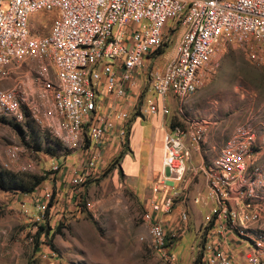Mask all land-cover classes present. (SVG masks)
<instances>
[{
	"label": "built area",
	"instance_id": "1",
	"mask_svg": "<svg viewBox=\"0 0 264 264\" xmlns=\"http://www.w3.org/2000/svg\"><path fill=\"white\" fill-rule=\"evenodd\" d=\"M37 12H54L47 34L32 33L30 22ZM172 31L180 34L171 59L161 69L145 67L151 55L172 42ZM228 37L264 42V0H0L3 74L27 60L37 61L36 89L20 83L0 88V116L22 126L30 119L41 135L69 151H81L66 183L76 205H81L77 199L97 166L104 138L114 133L124 140L129 131L131 114L123 106L127 91L143 76L157 98L139 109L141 117L169 114V101H178L182 112L197 92L216 45ZM202 122L188 120L185 126H171L165 132L162 165L166 175L153 190L175 183L177 187L162 201H149L142 213L149 248L168 264H174L172 235L158 213L180 204L178 229L187 228L185 173L199 142H204ZM260 133H264V119L256 125H238L215 158L200 168L206 179V199L212 201L207 254L201 264H233L236 257L230 246L240 243L244 264H264ZM19 151L17 145L9 147L1 168L11 169ZM53 164L51 170L60 171L62 166ZM50 198L51 192H45L37 222L44 220ZM190 199L201 201L199 195Z\"/></svg>",
	"mask_w": 264,
	"mask_h": 264
},
{
	"label": "rangeland",
	"instance_id": "2",
	"mask_svg": "<svg viewBox=\"0 0 264 264\" xmlns=\"http://www.w3.org/2000/svg\"><path fill=\"white\" fill-rule=\"evenodd\" d=\"M53 13L33 15L32 33L47 34ZM167 25L172 26V21ZM172 32V42L151 55L145 67L161 69L171 59L180 34ZM213 53L201 74L197 92L185 103L182 112L179 113L178 101H169L170 113L163 115L170 127L185 126L188 120L203 121L204 142H199L198 151L188 162L186 177L189 167L199 166L200 169L213 160L238 125H256L264 119V42L255 39L238 42L228 37L216 45ZM36 69V60L12 67L7 75L0 68V88L20 83L36 89ZM144 79L137 91L136 115L149 100L157 98ZM128 112L134 114L131 109ZM15 123L0 116V168L7 160V149L17 145L20 151L10 170L38 174L43 181L29 193L0 189V264H168L148 246L147 229L142 221L146 200L138 196L135 179L121 173L119 157L101 158L102 162L94 167L81 188L77 199L81 205H76L66 183L80 155L74 160L68 158L74 151L65 149L47 135H41L39 151L31 150L16 131ZM258 135L264 143V133ZM149 152L147 148L144 162ZM257 155L264 159V144ZM53 163L66 166L59 173L51 170ZM45 192H51L53 204L47 202L45 218L37 222ZM200 198L194 205H200L201 211L191 208L185 231L178 229L181 209L177 211V205L159 214L166 231L172 235L170 250L174 264H201L207 254L205 239L212 206L206 204L207 199L203 202L201 195ZM206 205L209 208L205 210ZM39 225H43L44 230L38 235ZM58 225L62 228L56 233Z\"/></svg>",
	"mask_w": 264,
	"mask_h": 264
},
{
	"label": "crops",
	"instance_id": "3",
	"mask_svg": "<svg viewBox=\"0 0 264 264\" xmlns=\"http://www.w3.org/2000/svg\"><path fill=\"white\" fill-rule=\"evenodd\" d=\"M142 80L143 76L139 78V83L137 86L132 87L129 91H127L128 93L123 102V106L131 109L133 112L138 94L137 91H139ZM144 120H146L147 123H144ZM128 126L129 131L127 132L126 138L124 140L114 133L113 135H106L103 143L101 144L102 147L100 152L98 153L99 157L97 165L102 162L101 158L106 159L107 157L113 158L119 156L120 160L118 166L119 169H121V173H123L125 177L135 179L134 184L137 194L140 198L146 200L145 204L148 206L149 201L157 200L160 202L166 194L171 192V188L177 187V184L175 183L169 184L157 192L153 190V187H155L159 179L166 175V170L162 165L163 136L165 132L169 130L170 126L166 123L164 116L160 112L149 115L145 118H142L138 114L136 115L134 112V114L130 117ZM147 148L150 149V152L146 162H144V152H146ZM72 154L74 155H70L68 157L72 160H74L79 155L81 156L79 152H73ZM65 166L66 165H63L61 169L65 168ZM200 170L201 169H199V166H191L190 172L188 173L189 176L186 177V184L189 194V214L191 208L193 210L197 209L200 211V208H202L200 205H194L197 203H193L191 201L190 198L192 197V194L199 193V196L201 195L203 202L206 200V179L205 175H203V171ZM192 178L195 179L192 180ZM206 204L210 207L212 205V201L207 200ZM207 205L205 210L208 207ZM176 209L178 211L179 209H182V206L178 204ZM162 212L163 211H160L158 214H161ZM189 214H187L188 217L190 216ZM172 215L174 216V214ZM242 245L243 243H240L239 245L236 244V247H233L232 245L230 246L232 248L233 256L236 257V261L233 264H244L242 257L240 256L241 249L243 247Z\"/></svg>",
	"mask_w": 264,
	"mask_h": 264
},
{
	"label": "trees",
	"instance_id": "4",
	"mask_svg": "<svg viewBox=\"0 0 264 264\" xmlns=\"http://www.w3.org/2000/svg\"><path fill=\"white\" fill-rule=\"evenodd\" d=\"M16 131H18L24 143L31 148V150L39 151L41 147V133L34 123L28 119L25 126L20 124H14ZM39 138V139H38ZM33 141V142H32ZM119 157V156H118ZM116 157V158H118ZM43 181V177L38 174L26 173V172H14L10 169L0 168V189L10 192H22L29 193L36 189L37 185H40ZM51 201V202H50ZM49 201V205H52V200ZM62 225L56 227L55 232L61 231ZM44 230L43 225L38 226L37 234L39 235Z\"/></svg>",
	"mask_w": 264,
	"mask_h": 264
}]
</instances>
